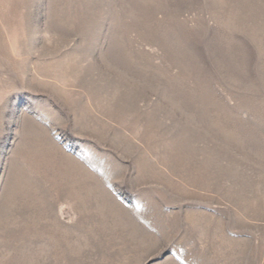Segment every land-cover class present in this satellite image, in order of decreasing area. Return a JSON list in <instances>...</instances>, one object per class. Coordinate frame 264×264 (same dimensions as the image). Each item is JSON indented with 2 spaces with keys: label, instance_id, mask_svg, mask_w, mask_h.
I'll return each instance as SVG.
<instances>
[{
  "label": "rangeland",
  "instance_id": "1",
  "mask_svg": "<svg viewBox=\"0 0 264 264\" xmlns=\"http://www.w3.org/2000/svg\"><path fill=\"white\" fill-rule=\"evenodd\" d=\"M0 264H264V0H0Z\"/></svg>",
  "mask_w": 264,
  "mask_h": 264
}]
</instances>
